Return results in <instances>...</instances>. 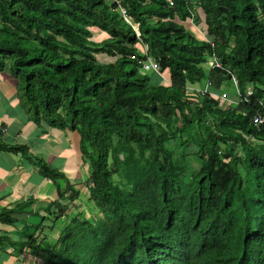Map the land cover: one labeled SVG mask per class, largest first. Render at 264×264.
I'll list each match as a JSON object with an SVG mask.
<instances>
[{"label": "trees", "instance_id": "16d2710c", "mask_svg": "<svg viewBox=\"0 0 264 264\" xmlns=\"http://www.w3.org/2000/svg\"><path fill=\"white\" fill-rule=\"evenodd\" d=\"M172 2L0 0V73L17 81L32 121L78 132L100 214L78 212L57 240L43 238L79 190L35 160L59 200L26 241L0 235V249L40 264H264V125L251 124L264 115V0ZM186 20L204 24V39ZM148 58L158 73H141ZM227 87L230 105L219 99Z\"/></svg>", "mask_w": 264, "mask_h": 264}, {"label": "crops", "instance_id": "0c3cea01", "mask_svg": "<svg viewBox=\"0 0 264 264\" xmlns=\"http://www.w3.org/2000/svg\"><path fill=\"white\" fill-rule=\"evenodd\" d=\"M160 79L169 84L166 76H151L152 84H165ZM79 141L77 131L49 128L32 121L19 101L17 81L7 72L0 73V212L19 206L16 217L12 215V225L0 223L1 236L16 244L26 241L39 225V218L46 220L49 216V205L59 200L57 187L40 173L35 160L65 173L75 187L85 186L88 166L82 161ZM10 146L24 151L10 152L4 148ZM32 217L36 220L32 221ZM14 248L18 249L8 245L0 249V264H16L20 260ZM27 253L25 249L21 255Z\"/></svg>", "mask_w": 264, "mask_h": 264}, {"label": "rangeland", "instance_id": "374dc122", "mask_svg": "<svg viewBox=\"0 0 264 264\" xmlns=\"http://www.w3.org/2000/svg\"><path fill=\"white\" fill-rule=\"evenodd\" d=\"M201 20H204V15L200 10H197ZM184 28L188 29L189 31H194L191 32L197 39H204V35H205V26L204 24L201 22L198 25H194L191 20H186L183 24ZM195 26V27H193ZM136 31V30H135ZM139 34L140 32L137 31ZM136 33V32H135ZM98 32H95L94 37L92 38V40L94 41H98L101 36L98 35ZM108 61H111V59H107ZM152 71L149 72V74H151ZM163 77V76H162ZM168 79V78H167ZM161 80V79H160ZM163 82V80H161ZM168 81V80H167ZM165 83V82H163ZM168 82H166L164 85H166ZM195 88H198L197 86H195ZM212 92V91H211ZM226 92L230 94V98H236L234 97V92L232 93L231 90H229V88H226ZM192 165L197 168L198 165L193 162ZM116 179V178H115ZM84 184V183H83ZM78 187V186H77ZM76 187V190H79V198L75 201L74 204H69L68 205V210L65 212L64 216L61 217L60 221L55 222L52 219L50 221H46L45 225H47L51 230H45V232L43 233V235H48L49 237H53L54 240H57L61 230L67 225V223L70 221V217L72 215H76V213L78 212H85V217H92L93 219L98 218V216L100 215L99 212L93 208L92 204L90 202L87 201V195L88 194V190L87 188L85 189V186H83L81 184L80 189ZM50 218V217H49ZM48 218V219H49ZM31 220H36V217H32ZM19 259L24 263V264H39L40 263V258H37L36 256H33L32 254H22Z\"/></svg>", "mask_w": 264, "mask_h": 264}, {"label": "built area", "instance_id": "2783aa9c", "mask_svg": "<svg viewBox=\"0 0 264 264\" xmlns=\"http://www.w3.org/2000/svg\"><path fill=\"white\" fill-rule=\"evenodd\" d=\"M111 2H117V0H111ZM166 2L168 3L169 6L173 5L172 0H166ZM120 11H121V13L124 16V19L127 22H129V19L127 18L126 14H125V10L120 8ZM134 30H136L135 31L136 32V37L139 38L140 34L137 32L138 29H134ZM208 64L210 66L220 68L219 63H217L215 61V59H213L212 61H209ZM150 70L155 72V73H158L159 72V67H158V64L153 59L148 58L145 61L141 62V73H146V72H148ZM235 84H236V81H235ZM191 88H193L195 91H199L201 94H204V93L208 92L207 86L204 89H198V88H195V87H191ZM251 93H252L251 89H248L247 92H246L247 97H249L251 95ZM219 99L223 103H225L226 105H230L233 102H235L234 99L228 98L225 95H219ZM244 101H248V98H246ZM251 124L253 126H255V127H260V126L264 125V115L256 114L255 116H253L252 120H251Z\"/></svg>", "mask_w": 264, "mask_h": 264}, {"label": "clouds", "instance_id": "9594fccd", "mask_svg": "<svg viewBox=\"0 0 264 264\" xmlns=\"http://www.w3.org/2000/svg\"><path fill=\"white\" fill-rule=\"evenodd\" d=\"M230 98V97H229Z\"/></svg>", "mask_w": 264, "mask_h": 264}]
</instances>
